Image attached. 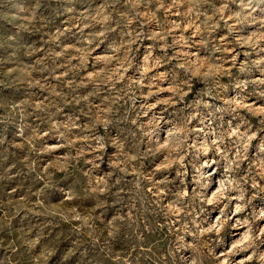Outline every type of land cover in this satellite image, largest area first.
Here are the masks:
<instances>
[{"label":"rangeland","instance_id":"rangeland-1","mask_svg":"<svg viewBox=\"0 0 264 264\" xmlns=\"http://www.w3.org/2000/svg\"><path fill=\"white\" fill-rule=\"evenodd\" d=\"M237 204L264 264V0H0V264H222Z\"/></svg>","mask_w":264,"mask_h":264},{"label":"bare ground","instance_id":"bare-ground-1","mask_svg":"<svg viewBox=\"0 0 264 264\" xmlns=\"http://www.w3.org/2000/svg\"><path fill=\"white\" fill-rule=\"evenodd\" d=\"M253 107V106H252ZM215 174V172H212L208 175V177L210 176H213ZM222 180V179H221ZM222 185V184H221ZM222 188V187H221ZM221 190L223 191V189H220V187L217 188V191L215 190L211 197H210V201H212L213 199L216 198L217 194L220 193V194H223L222 196H224L225 193L221 192ZM219 194V195H220ZM225 197V196H224ZM222 197V198H224ZM239 197H235V196H232V200H238ZM209 201V202H210ZM240 205H236V208H235V214H234V217L231 219L233 222H232V244H231V250L228 251L227 254H221V256H226L223 261H222V264H226L227 263V255L230 254V252H233V248H237V247H241V246H244L245 244H247L246 247H249L250 246V243L253 241L252 240V236H251V230H250V224H248V221H244L242 222V220L240 219V215H241V212H240ZM220 218V216H219ZM242 218V217H241ZM230 224V223H229ZM215 225V224H214ZM246 230L245 233L241 234V231L242 230ZM264 232H262V230H260V234L258 235V239L260 241V245L264 244V240H263V237L261 235H263ZM261 236V237H260ZM252 240V241H251ZM262 260L264 258V250H262V252H260V255H259ZM253 258V255H249V257L247 258V261H250L251 259Z\"/></svg>","mask_w":264,"mask_h":264}]
</instances>
